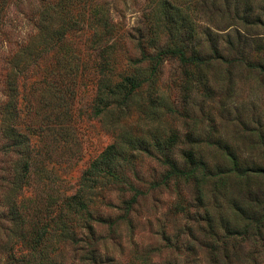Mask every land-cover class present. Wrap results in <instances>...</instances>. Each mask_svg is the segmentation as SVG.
Masks as SVG:
<instances>
[{"label":"rangeland","instance_id":"1","mask_svg":"<svg viewBox=\"0 0 264 264\" xmlns=\"http://www.w3.org/2000/svg\"><path fill=\"white\" fill-rule=\"evenodd\" d=\"M247 8L264 20V0L0 2V106L8 92L10 59L32 41L46 13L52 17L53 30L61 18L72 25L61 42L17 81V128L28 139V158L20 160L9 148L12 140L4 137L0 126V264H21L20 256L28 253L31 243H23L19 233L25 229L31 240L34 228L54 221L60 227L42 244L51 264H264V220L259 219L264 210V71L247 67L257 61L264 64V53L249 52L248 60L242 57L238 65L226 63L228 54L235 56L227 49L221 50L223 58L208 50L204 56L213 63L201 66L167 58L159 73L153 115L145 114L151 105L146 83L131 107L118 111L111 105L95 113L104 102L100 99L104 86H98L102 76L98 38L114 41L120 65L114 74L128 59L155 52L168 39L165 30L153 43L155 17L166 13L179 22L195 23L203 52L209 43L207 33L219 39L222 48L238 29L263 44L264 24L243 23ZM155 141L162 152L138 148ZM225 143L247 168L241 180H224L222 170L232 166L222 160ZM110 145L120 150L115 162L121 182H109L93 198L90 233L67 207L86 168ZM192 148H199L208 168L216 172L205 185L203 206L196 200L193 181L161 182L168 167L164 156L183 162ZM128 154L132 156L125 160ZM26 159V177L16 195L12 181ZM129 184L143 193L125 214L134 195ZM13 199L24 218L23 229L9 213ZM255 200L257 208L252 207ZM238 204L247 211L243 217L236 213ZM204 211L211 215L212 230ZM61 230L69 234L66 239H58ZM90 250L95 251L92 259ZM11 253L19 258L9 260Z\"/></svg>","mask_w":264,"mask_h":264},{"label":"trees","instance_id":"2","mask_svg":"<svg viewBox=\"0 0 264 264\" xmlns=\"http://www.w3.org/2000/svg\"><path fill=\"white\" fill-rule=\"evenodd\" d=\"M5 0H0V2H4ZM249 7V6H248ZM251 9L247 8V11L244 12L243 23L249 27H255L258 24H264V20L261 19V15L257 14L252 16ZM264 13V12H263ZM254 20H251L253 19ZM46 20V21H45ZM44 23L36 32L35 37H32V41L22 46L17 52L13 54L10 59V72L8 74L7 84V94L6 100L2 102L0 106L1 118H0V126L4 133V137L7 139H11L10 149H14V152L19 154V158L26 157L28 158L30 152V145L27 137L22 134L17 128L18 122V92H17V81L19 78H23L26 73L32 69L36 65L37 59L40 58L42 54L47 53L49 50L53 49L54 46H57L58 43L61 42L63 36L69 28H71V21L65 20L63 18L60 19L59 24L56 29H51L50 26L52 23V17H49L48 12L46 13ZM179 22L174 19L172 13H166L163 17H155L154 20V28L153 32L155 34L153 43H158L160 40L159 35L165 30L168 31L169 37L168 39L159 46L155 52L144 53L141 58L137 59H128L124 64V68L121 72L114 74L120 65L117 63V54L114 50V41L112 43H108V39H103L100 37L96 40L98 46L101 50L102 61L100 62V72L102 74L101 78L98 81V86L103 87V90L100 91V99H102L103 105L99 110H96V114L101 111L106 110L111 105H114L118 108V111L122 109H127L133 105V98L137 92L141 89L143 84H147L148 91L151 93L147 103L151 105H147L149 111L146 110L145 114L147 117L153 115L152 105L155 102V98L158 94V78L161 70V66L163 62L167 58L176 57L180 64L182 65H198L201 66L203 64H212L213 58L209 56H204L208 50H212L215 53V57H224L221 54V50L227 49L231 52V54L235 56L229 57L226 56L225 61L230 65H238L240 64L242 57H245L246 60L249 58V52H256L259 55H263L264 53V43L261 44L256 39L252 40L245 33H241L238 29L236 30L233 36H228L226 39V44L222 48L219 44V39H214L212 36L206 34L208 40V46L206 52H203V49L199 47V38L197 27L194 22ZM75 23V22H74ZM1 24V22H0ZM103 27H106V24L103 23ZM55 34V35H54ZM54 35V37H53ZM197 37V38H196ZM251 57V56H250ZM147 64H144V63ZM144 65V66H143ZM249 68L259 69L264 71V64L260 61L253 62L252 65L247 64ZM114 76L118 78L116 81L113 80ZM192 90V89H191ZM172 110V109H171ZM114 145H110L96 160H94L84 171L83 176L81 178V186L80 188L73 194L72 203L67 207V209L73 215L72 218L75 221H81L82 227L87 228L90 233H93V227L91 225V217L92 212L90 211L89 206L93 202V198L97 195V192L101 190L105 185L109 182H121V173L117 171L118 164L115 162V159H119L118 151L119 149H113ZM151 146V149L149 148ZM139 149L146 152H162L163 147L159 143V141H155L152 144L140 143ZM153 149V150H152ZM223 161L225 165H228V161L231 162L232 166L229 168L228 166L222 170L225 173L224 180L227 181V178L233 177L235 180H241L244 174L247 172L246 167H241V161L239 155L230 147L228 144H224L223 148ZM201 150L199 148H192L191 151L185 154V159L183 162H178L177 160L170 158L169 155L164 156V163L168 165L166 171L163 174L162 183H169L173 180L185 182L193 181L195 183V195L196 200L199 205L203 206L205 202V185L209 183L210 179L216 176V172H214L211 168H208V164H206L204 156L201 154ZM125 160L128 156H132L130 154L124 155ZM227 156V157H226ZM28 163L27 159L22 164L21 172L18 177L15 176V180L12 181L11 189L17 195V192L21 190L22 182L25 179V175L27 173ZM120 175V177H119ZM234 175V176H232ZM111 177V178H110ZM220 178V177H219ZM18 180V181H17ZM228 180V181H229ZM100 183V184H99ZM152 186H157L156 184H152ZM221 186L226 188L225 185L216 184V187ZM129 189L134 191V195L127 201L125 207V214L131 209L133 204L137 201V197L142 194L137 190V188L129 184ZM252 203V207L257 208L260 204H258V200ZM9 213L12 216L13 222L16 227L24 228V218L18 210L15 199L10 202ZM260 208V207H258ZM178 210L186 211L190 214L189 209L186 210L184 207L179 206ZM184 211V212H185ZM205 212V216L208 221V229L212 230V220L210 219L209 213ZM236 213L240 216H244L247 211L240 204L236 207ZM263 213V214H262ZM191 215V214H190ZM198 217H203L202 215L197 213ZM71 222L72 219L68 218ZM259 219H261L262 223L264 220V210L262 209L260 212ZM59 222H45L42 226H37L34 228V231L30 238L28 239L27 231L23 229V232L19 233L20 240L23 243L30 242V247L28 248V253L25 255H21V264H27L31 262V264H51L47 257L46 245H42L46 240H49L51 236H53L56 230L60 227L58 225ZM67 223L64 224V228L67 227ZM63 227V226H62ZM61 227V228H62ZM62 228V230L64 229ZM60 231L58 234V239L61 237L66 239L69 234L66 231ZM244 232L248 233V229L244 228ZM237 233H240L237 231ZM50 236V237H49ZM91 252V250H90ZM10 259L12 260L19 257H14L13 254H9ZM95 251L93 250L90 253L89 258L92 259L95 256ZM62 264V263H60Z\"/></svg>","mask_w":264,"mask_h":264}]
</instances>
